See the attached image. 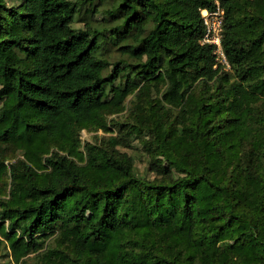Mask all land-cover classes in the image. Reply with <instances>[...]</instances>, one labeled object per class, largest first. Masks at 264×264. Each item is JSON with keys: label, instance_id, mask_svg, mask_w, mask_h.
Masks as SVG:
<instances>
[{"label": "trees", "instance_id": "trees-1", "mask_svg": "<svg viewBox=\"0 0 264 264\" xmlns=\"http://www.w3.org/2000/svg\"><path fill=\"white\" fill-rule=\"evenodd\" d=\"M3 176L0 260L264 264V0H0Z\"/></svg>", "mask_w": 264, "mask_h": 264}, {"label": "built area", "instance_id": "built-area-1", "mask_svg": "<svg viewBox=\"0 0 264 264\" xmlns=\"http://www.w3.org/2000/svg\"><path fill=\"white\" fill-rule=\"evenodd\" d=\"M201 15L205 31L200 42L211 45L216 62L227 68L228 64L221 45L223 10L217 6L212 11L202 10Z\"/></svg>", "mask_w": 264, "mask_h": 264}, {"label": "rangeland", "instance_id": "rangeland-1", "mask_svg": "<svg viewBox=\"0 0 264 264\" xmlns=\"http://www.w3.org/2000/svg\"><path fill=\"white\" fill-rule=\"evenodd\" d=\"M9 3V0H7ZM79 26V25H78ZM126 111L116 115L118 117L121 118V120H123V115L125 114ZM113 117V116H111ZM116 128H114L113 132H109V133H104L102 130H98V131H87V130H82L81 134H80V139L85 142V141H93L96 139V137H107L110 134L115 135ZM123 151H126L130 154H133L135 157V167L136 169L142 173L144 170V157L142 155V153L139 151L138 149V144L136 141L131 142V147L130 148H122ZM7 156V160L6 163H9V153L6 154ZM14 160V159H13ZM9 190V179L7 178V176H3L0 180V198H4L6 193ZM0 264H14L13 262L10 261V259L7 257L5 258H1L0 260Z\"/></svg>", "mask_w": 264, "mask_h": 264}]
</instances>
